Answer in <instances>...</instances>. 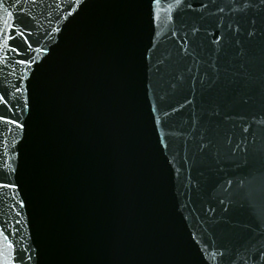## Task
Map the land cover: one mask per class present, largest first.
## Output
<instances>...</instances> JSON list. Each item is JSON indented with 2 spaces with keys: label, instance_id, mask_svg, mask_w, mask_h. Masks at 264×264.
Returning <instances> with one entry per match:
<instances>
[{
  "label": "water",
  "instance_id": "water-1",
  "mask_svg": "<svg viewBox=\"0 0 264 264\" xmlns=\"http://www.w3.org/2000/svg\"><path fill=\"white\" fill-rule=\"evenodd\" d=\"M0 264H264V0H0Z\"/></svg>",
  "mask_w": 264,
  "mask_h": 264
}]
</instances>
